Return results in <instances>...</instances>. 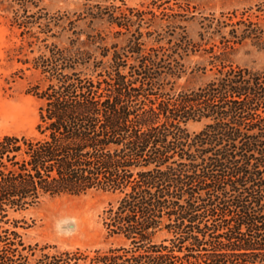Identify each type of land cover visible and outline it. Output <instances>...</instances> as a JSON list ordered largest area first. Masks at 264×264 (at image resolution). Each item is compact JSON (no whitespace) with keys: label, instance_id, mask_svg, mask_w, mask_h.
Segmentation results:
<instances>
[{"label":"trees","instance_id":"1","mask_svg":"<svg viewBox=\"0 0 264 264\" xmlns=\"http://www.w3.org/2000/svg\"><path fill=\"white\" fill-rule=\"evenodd\" d=\"M39 1L0 0V11L13 15L21 37L45 43L32 30L48 34L56 19ZM95 8L92 19L129 33L133 10ZM240 26L211 57L220 67L214 79L177 93L172 86L184 71L175 56L197 52L185 36L146 50L136 31L122 49L99 48L102 59L113 53L95 78L85 73L92 54L77 41L45 44L33 68L46 85L28 89L41 102L36 134L0 137V264L87 259L63 252L31 260L35 249L16 223L9 227V214L45 197L90 192L120 196L104 212V226L129 243L95 251L91 264H264V71L227 60L231 45L260 41L262 30L248 20L232 27ZM87 38L91 45L104 40ZM201 122V131H187ZM162 232L169 237L156 242Z\"/></svg>","mask_w":264,"mask_h":264},{"label":"rangeland","instance_id":"2","mask_svg":"<svg viewBox=\"0 0 264 264\" xmlns=\"http://www.w3.org/2000/svg\"><path fill=\"white\" fill-rule=\"evenodd\" d=\"M97 5L133 10L129 33L105 21L92 19L90 14L97 12ZM39 8L56 19L50 24L48 34H39L36 27L32 30L40 40L46 39L45 43L21 37V31L12 26L13 15L0 11V137L36 134L41 102L28 94V89L39 82L46 85L42 81L44 77L33 68V60L44 52L45 44L64 48L71 41H77V46L92 54L91 67L85 73L95 78L106 69L113 53L110 50L109 57L102 59L99 48L117 44L118 49H122L136 31L142 34L141 43L146 50L167 49L168 41L178 44L185 36L197 52L185 55L179 51L181 59L175 56L184 71L172 86L177 93L197 89L214 79L220 67L219 63L211 65L210 61L222 49L221 37L231 40L229 32L243 28L232 26L248 20L262 30L261 40L231 45L227 60L234 66L264 71V0H40ZM217 22H225L228 26L219 29ZM96 35L104 40L101 42L98 38L91 45L87 36ZM100 60L104 65L96 70L92 64ZM25 61L28 63L24 64ZM132 63L129 59L128 64ZM204 125L205 122L189 123L186 129L189 133H197ZM119 199L117 194L104 192H90L80 197H45L34 207L10 212L9 227L16 223V231L24 244L35 249L31 260L43 254L78 252L88 258L76 264H91L89 258L95 251L129 246L122 237L110 236L104 226V212ZM168 237L162 232L155 241Z\"/></svg>","mask_w":264,"mask_h":264}]
</instances>
